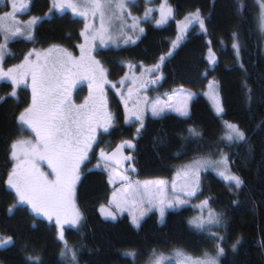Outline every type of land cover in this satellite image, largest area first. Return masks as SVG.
Masks as SVG:
<instances>
[{"label":"trees","instance_id":"16d2710c","mask_svg":"<svg viewBox=\"0 0 264 264\" xmlns=\"http://www.w3.org/2000/svg\"><path fill=\"white\" fill-rule=\"evenodd\" d=\"M168 1L173 17L165 24L145 23L144 31L133 40L100 47L95 53L110 76L126 71V67L121 66L124 63L156 65L161 56L165 57L160 70L148 76L162 78L155 86L150 83L145 89L148 96L178 86L193 91L188 115L147 113L139 134L135 123L118 118L109 137L114 141H133L132 161L137 173L129 172L132 178H168L180 161L224 151L233 173L245 183L237 190L234 182L207 170L201 174L199 190L190 204L168 210L161 223L157 213L151 212L136 228L125 214L118 216L115 222L103 220L98 208L108 202V172L84 164L76 186L84 220L77 229L67 228L65 237L68 244L72 242L71 246L78 249V264H130L129 252L136 253L134 264H141L142 256L150 250L158 252L173 246L200 256L204 251L215 252L217 241L209 238L208 233H214L211 229H195L189 220L195 213L193 204L208 199V206L221 214V224L215 227L224 237L220 241L225 249L220 264H264V32L258 19V0ZM50 5L51 0H29L28 12L41 15ZM5 7V4L0 5V10ZM68 10L43 18L31 39L11 41L3 66L18 62L26 52L49 45H62L76 53V48L82 44L83 23ZM191 10H199L204 16L206 30L197 31L193 25L172 47L177 39V21ZM233 33L238 34L241 45L239 56L233 48ZM209 48L216 52L212 63L207 58ZM211 80L216 81L219 89L223 113H215L208 98L201 94ZM245 82L251 89L250 99ZM26 89L17 86L13 97L11 83L0 82V97L5 98L0 101V238H12L0 245V264H68L70 257L60 256L64 245L53 223L36 217L18 203L16 194L6 184L13 164L11 143L30 137L26 126L21 131L18 121L28 101ZM225 122L240 127L246 134V142L229 143L225 139L228 131ZM190 127L202 135L190 136ZM237 240L240 243L233 250L232 245ZM28 256H38L39 261H30Z\"/></svg>","mask_w":264,"mask_h":264},{"label":"snow or ice","instance_id":"6c2138e0","mask_svg":"<svg viewBox=\"0 0 264 264\" xmlns=\"http://www.w3.org/2000/svg\"><path fill=\"white\" fill-rule=\"evenodd\" d=\"M131 0H53V7L63 10L69 8L74 14L83 17L85 20L84 31L81 35L85 38V43L79 45L80 56L75 57L66 48L53 45L44 52H38L33 49L27 55L21 64L10 67L7 70L3 67L4 57L7 54V43L15 36L27 35L31 38V28L41 20V17H32L26 22L17 20V13L28 8L25 0H10V11L0 14V33L4 34V43H0V80H10L13 85L11 96H16L15 88L25 82L26 77L31 76L32 101L18 117L23 126H27L34 134V139H17L10 145L11 160L14 161L13 167L8 174L6 184L9 188L15 190L18 201L27 202L37 213H43L48 219L55 217L58 228V239L63 243L60 256L64 259L70 257V264H78V249L70 246L65 239L64 225H81L84 220L83 213L76 204L75 186L80 178V167L88 159L89 151L93 143L97 142V128L103 127L105 131L108 126L114 123L115 117L107 110V99L104 95V84L112 83L107 79V71L100 65V62L91 56V46L89 41H95L97 38L101 43L107 40H113L110 29L114 21L125 20V13L131 16L128 10V4ZM260 13V29L264 32V0H258ZM51 11V9L49 10ZM151 9H146L144 16L148 17ZM160 18L156 21L157 25L164 24L173 16V9L165 4L161 5ZM99 18V27L89 22L90 19ZM139 17H132L133 28L138 26ZM193 21L197 22L201 29H205V21L201 17L199 10L189 13L182 25V30H186ZM206 30V29H205ZM140 32L144 29L140 28ZM89 33L91 35L89 36ZM122 35V34H121ZM233 48L239 56L241 45L238 41V34L233 33ZM127 43L132 39L130 36H122ZM182 39L177 36L173 42V47ZM211 52V49L209 50ZM36 59L32 60L31 57ZM171 55V53H169ZM165 57H160V63H163ZM209 61L214 62L215 56L210 55ZM160 63H157L153 69H147L152 73L160 70ZM242 66V65H241ZM132 67V65H129ZM78 77L87 78L89 84V96L85 98L82 104H75L71 100V89L75 86ZM127 78V77H125ZM161 76L155 79L144 80L141 76V87L149 83H156ZM135 83V79L133 81ZM119 83L123 84L124 79ZM213 82L209 83L212 87ZM115 87V84H112ZM248 88L247 82L244 85ZM249 99L251 98V89L248 88ZM132 90H129V98ZM192 94H189V98ZM0 97V101L4 100ZM123 99V97H122ZM165 107L171 105H161L159 101L152 105V115L160 116ZM126 117L130 120L135 117L140 122V127L136 129L137 134L144 127L143 113L139 107L132 110L127 108L125 100ZM181 116H187V107L176 108ZM224 109L217 103V112L223 113ZM228 129L225 139L229 142H246L245 132L236 124L225 122ZM188 133L192 137L202 135L195 128H189ZM127 145L133 147L131 141H124L118 145L111 154L100 149V158L104 161L105 167L115 165L119 167L122 160L130 161L133 158L121 156V149ZM45 161L51 169V174L44 172L40 165ZM100 167V164H97ZM207 167H213L217 170L224 180L234 182L239 190L244 185V180L229 168V157L221 153L218 160L210 158H197L192 163L183 165L176 172V179L172 181V198L165 194L167 182L165 180L132 182L123 172L117 171L116 176L125 183L126 187L113 193V199L110 204H114L119 212L125 210L124 206L140 208L139 214L130 213L132 224L139 228L141 221L146 214L154 208L158 209L160 218L163 220L165 211L170 208H176L185 203L175 193H184L188 197L196 195L200 184V170ZM134 171V169H132ZM180 181L179 187L176 181ZM110 182L111 179H110ZM123 192L124 198L118 195ZM208 207V199L201 202V214L189 220V223L195 229L205 230L209 225H220L221 214L216 213L210 207L207 216L203 214V209ZM12 209L10 208L9 211ZM101 212L112 219L116 218V213L101 206ZM209 238L215 239V254L204 251L202 256L193 257L183 250H176L175 255L180 257V264H219V257L224 254L225 249L220 241L224 237L218 233H208ZM12 240L11 237L0 238V245L6 244ZM239 240L232 245L235 250ZM128 255L135 256V252H129ZM28 260L39 261V257L28 256ZM168 259L163 253L157 254L152 250L151 258L148 264H165Z\"/></svg>","mask_w":264,"mask_h":264},{"label":"rangeland","instance_id":"374dc122","mask_svg":"<svg viewBox=\"0 0 264 264\" xmlns=\"http://www.w3.org/2000/svg\"><path fill=\"white\" fill-rule=\"evenodd\" d=\"M25 2L28 4V8H29V0H25ZM165 2H166L167 6H170L172 8V6H171V4L169 3L168 0H131V2L128 4V10L131 12V16H128L127 12H126L125 13V20L123 22L114 21L113 24H112V27L110 29V34L114 37L115 42H113V40H107L105 43H101L98 38L95 41H91L90 40L89 43H90V46H91V52H90L91 56L93 55V56L97 57L94 51L96 49L100 48V47H106V46H111V45L112 46H118V45L125 44L124 39L122 38V36H130V37H132L131 40H133L137 35H139V33H141L139 31V29L140 28H144L145 23L151 22L152 24L157 25L156 21L160 18L161 5L165 4ZM3 4H5L6 7H5V9L0 10V14H2L5 11H10L11 10L10 9V0H0V5H3ZM239 4H240V2H239ZM28 8H26L23 11L17 13V20H19L21 22H26V21L30 20L32 17H41V20H42L43 18H49V17L55 15L54 14L55 12H61V11L65 10V9H69V8H64L63 10H61V9L53 7V0H51V5L48 8V10L44 14H41V15H34V14L29 13L28 12ZM50 9H51V11H49ZM146 9H151V12L149 13L148 17L144 16V13H145ZM68 11H70V13H71V15L73 17L81 18L82 23H83V31H84V25H85L84 18L80 17L77 14H74L71 11V9H69ZM194 12H196V10L188 11L187 13H185L177 21V36H181L182 39L187 35L188 31L191 29V26H193V25H196L197 31H203L204 30V29H201L199 24L197 22H195V21H193L191 24H189L186 30H182V25L185 22V18L189 15V13H194ZM200 15L205 21L204 16L202 14H200ZM132 17H139L140 18L139 21H138V26L136 28L132 27V25H133ZM172 17H170V18H172ZM40 21H38L37 24ZM89 22L94 23L95 27H97V28L99 27V18L98 17H96L95 19H90ZM36 25H34L31 28V30H30L31 31V38H32V35H33V32L35 30ZM161 25H163V24H160V25H157V26H161ZM90 35H91V33H89V36ZM177 36H176V38H177ZM18 38H24V39H27V40L31 39V38L28 37L27 31H25L24 35H18V36L12 37L7 43V52H8V48H9V43L11 41L15 40V39H18ZM182 39H180V40H182ZM131 40H129V41H131ZM0 43H4V34L3 33H0ZM84 43H85V38H84V36H82V44H84ZM52 46L53 45H49L48 47L41 48V49H35V50L38 51V52H44L45 50H47L48 48H50ZM59 47H62V46H59ZM210 49L211 48H209V50ZM209 50L207 52V58L208 59H209L210 55L214 54V53H212V49H211V52ZM28 53L29 52H26V55ZM96 59L101 63V61L99 60L98 57ZM23 60H24V58L20 59L18 62L13 63V64H11V65H9L7 67L6 66H3V67H4L5 70H7L10 67H14L16 65L21 64L23 62ZM129 65H132V64H127L126 65V73H125L124 77H122V78H120L119 75L109 76L107 74L108 81L112 82V83H109V84H105L104 92H107V97L110 96L112 91H113L114 94H116V92L119 93V91H120V96L123 97V99L130 100L132 102V104L134 105V108L135 107H139V109L142 111V113H143V122H144V119H145L147 113L149 115H152V111H151L152 105L156 104L158 101H159V103L161 105H171V107H165L164 112H162L160 115H162V114H164L166 112H173V113L179 114L176 111V108H181V107H185V106L187 107V111L189 110V102H190L191 98L194 96L193 91H191V90H189V89H187V88H185L183 86H178V87L172 88L169 91H163V92H160V93H156L154 96L153 95L152 96H148V91L145 88L140 86L141 83H142V80L140 78H141V76L143 74V79L144 80H149L148 76L150 75V73L147 72V69H153L155 65L154 64H138V65L133 64L132 67H129ZM125 77H127V78H125ZM121 79H124V82L126 80L130 81L128 83V88H132V87L136 88L134 90V92L136 93L134 97L128 98L129 90H125V91L123 90V85H125V83H123V84L119 83V81H121ZM134 79H135V83L133 82ZM1 81H5V82H10L11 83L10 80H6V79L5 80H0V82ZM210 82H213V80H211ZM209 83L207 84L206 88L201 91V94H203L204 96H206L208 98L209 102L211 103V105L213 106V108L215 110V113H218L217 112V103H219V105H220V99H221L220 93H219V89H218V87L216 88V85L214 84V82L212 84V87H209ZM112 84H115V87H113ZM11 85H12V83H11ZM12 88H13V85H12ZM189 94H192L190 96V98H189ZM77 103H80V100ZM135 104H138V105H135ZM24 110H22V112ZM136 125H137V127L140 126V122L137 121ZM226 134H227V132H226ZM20 139H29V138H27V136H25V137H21ZM221 153L226 154L224 151H219L217 153H212L211 152V153H208V154L196 155V156L191 157L189 159L180 161L179 163H177L175 165L174 171L172 172V175L170 177H168V178L167 177H161V176H155V177L139 178L137 181H140L141 183H143L145 181L165 180L167 182V188L165 190V194H166V196L168 198H172L173 195H174V193L172 191V181L174 179H176V172L183 165L190 164V163L193 162V160H195L197 158H201V157L210 158L211 160L215 161V160H218L220 158ZM12 162L14 164V161H12ZM13 164H12V167H13ZM99 164L104 168V170H106L108 172L107 182H108V185H109V188H110V192H109V197H108V202L107 203L119 214V216L125 214L127 216L128 220H129V222L132 224L130 213L139 214V211H140L139 207L132 208L130 205L129 206H124L125 210L123 212H119V210L115 207L114 204H110V201H112V199H113V193L114 192H118V190H122V189H124L126 187L125 183H123L115 174L117 171L123 172L122 169L120 168L121 166L116 167L115 165H109L108 167H105L104 161L102 159L100 160ZM90 168H98V167L96 165H91ZM229 168L231 169L230 162H229ZM207 170H211L217 176L221 177L220 175H218L217 170L215 168H213V167H207L205 169H201L200 170V177H201V174L203 172L207 171ZM49 171H51V169ZM231 171H232V169H231ZM44 172L47 173V170H45ZM232 173H233V171H232ZM123 174L127 175L132 182H135L133 179H131L130 174H128L126 172H123ZM110 179H111L112 182H110ZM176 183H177V186L179 187L180 181L177 180ZM199 187H200V184H199ZM12 190L15 193V190L14 189H12ZM118 195L121 197V199L124 198V193L123 192L118 193ZM175 195H179L180 199L185 200L184 204H182V205H180L179 207H176V208L184 207L187 204H190L191 199L193 198V196L192 197H188L184 193H180V192L175 193ZM16 199H17L18 203H20L22 205H25L29 209V211L32 214H34L36 217L43 218L47 222L53 223V225H54V227L56 229V235L58 234V228H57V225H56L55 217H53L50 220L43 213H37L36 211H34L32 209V207H31V205H29L27 202L21 203V202L18 201L17 197H16ZM75 199H76V204H77L78 208L80 209V206H79L77 198H76V189H75ZM204 200H200L199 202L193 204V207L195 208V213L191 217V219L193 217H196V216L201 214V211H202L201 202L204 201ZM208 208H209V206L205 207L203 209V214L205 216H207ZM80 211H81V209H80ZM151 212H156L157 213L158 222L161 223V222H163V220L165 218L167 210L165 211V215H164L163 220H161V218H160V213H159L158 209L154 208L152 211L148 212L146 215H148ZM79 226L80 225L73 226L71 224L64 225V234H65V231H66L67 228L77 229ZM216 226H219V225H209V226H207L206 229H211L214 233H218L219 234V232L215 229ZM57 237H58V235H57ZM65 239L67 241H69L67 236L65 237ZM71 243L69 244L70 246H71ZM2 245H5V244H2ZM178 249L179 250H183L182 248H180L178 246H173L171 248H166L164 250L158 251L157 254L163 253L166 257H168V259L165 261V264H172V263L180 264L181 258L177 257L175 255V251L178 250ZM152 250H150L147 254L142 256L141 264H148V262H149V260L151 258ZM183 251L185 253L193 256V257L202 256V255L195 256V255H192V254L186 252L185 250H183ZM210 253L213 254V255L215 254V252H210ZM129 257L132 260L131 261L129 259L130 260V264H134L136 259H137L136 258L137 256L136 255L135 256H131L130 255ZM219 259H220V257H219ZM68 264H70V261L68 262ZM219 264H220V262H219Z\"/></svg>","mask_w":264,"mask_h":264},{"label":"flooded vegetation","instance_id":"af4514ba","mask_svg":"<svg viewBox=\"0 0 264 264\" xmlns=\"http://www.w3.org/2000/svg\"><path fill=\"white\" fill-rule=\"evenodd\" d=\"M59 46H62V45H59ZM62 47L66 48L64 46H62ZM66 49L68 51H70L75 57L80 56L79 47L76 48L77 49L76 53H74L73 49H71V50H70V48H66ZM92 57H94L95 59L97 58L93 55H92ZM31 59L35 60L36 57L33 55V57H31ZM125 64H130V63H124V65H121L122 68L126 67ZM100 65L103 66L101 63H100ZM103 68L107 71V69L104 66H103ZM125 73H126V71L123 70L121 73H118L117 75H119L120 78H122V77H124ZM107 74L109 75L108 71H107ZM149 79H150V77H149ZM31 83H32L31 76L29 75L28 77H26L25 82L22 83V85L20 84L21 86H23V88L24 87L27 88L26 90H28V94H29L28 95V101H27V103H25L22 110L28 108L31 105V101H32ZM124 83H125V85H123V90L125 91V90L131 89L132 90L131 97H134L136 94L134 92V90L136 88H134V87L128 88V82L125 81ZM89 84H90V82L87 78H83V77L77 78L75 86L71 89V100L75 104H77V105L82 104L85 101V98L89 96ZM155 85H156L155 83L154 84L151 83V86H155ZM147 86H148V84L144 88H146ZM104 90H105V85H104ZM104 95L107 99V110L113 114V116L115 117V120H114V123L112 125L108 126L107 131H105L103 127L97 128V131H96L97 142L93 143V147L89 151V154H88V159L81 165V167L84 164H89V166H91V165L97 166V164L101 160L100 155H99L101 148H103L106 153L111 154L114 150H116L117 146L121 145L124 141H131L128 139H121V140L114 141L109 137V135L111 134L112 128H114L115 122L118 121V118H121L122 121L133 122L136 124L137 120L135 119V117H132L130 120H127V121L125 120V117L127 115L126 110H125V100L127 101V108L129 110L134 109V105L128 99H122V97L120 96V91H119V93L116 92V94H114L112 91V93L110 94L109 97H107V92H104ZM128 98H129V93H128ZM109 99H111L112 101H109ZM79 100H80V103H77ZM112 102L115 103L116 106ZM135 105H137V104H135ZM136 127H137V125H136ZM139 127L140 126H138L137 128H139ZM26 129L29 130V133H30L29 139H34L35 134L30 129H28L27 126H26ZM131 143L133 145V141H131ZM132 149H133V147H128L127 145H124V147L121 149L120 155L121 156H129L130 155L133 158ZM132 160H130V161L122 160L120 166L123 167L124 169H131L134 166V163ZM131 164H133L132 167H131ZM39 166L41 167V169L43 171L47 170V173L51 174V171H49L50 168L48 167V165L45 161H41ZM98 168H101V165ZM129 172H131V171H129ZM76 186H77V182H76ZM76 186H75V189H76Z\"/></svg>","mask_w":264,"mask_h":264},{"label":"water","instance_id":"95a60500","mask_svg":"<svg viewBox=\"0 0 264 264\" xmlns=\"http://www.w3.org/2000/svg\"><path fill=\"white\" fill-rule=\"evenodd\" d=\"M133 166V164H131V167ZM132 169H134V171H133V173L134 174H136L137 173V169L136 168H132ZM102 206H104L106 209H109V210H111V211H113L110 207H108L107 205H102ZM174 208H170V209H167V210H173ZM98 210H99V213H100V215H101V217L103 218V220H109V221H112V222H115L116 221V218L115 219H112L111 217H107V216H105L104 214H102V212H101V206L98 208ZM114 212V211H113Z\"/></svg>","mask_w":264,"mask_h":264},{"label":"crops","instance_id":"0c3cea01","mask_svg":"<svg viewBox=\"0 0 264 264\" xmlns=\"http://www.w3.org/2000/svg\"><path fill=\"white\" fill-rule=\"evenodd\" d=\"M220 106H221V103H220Z\"/></svg>","mask_w":264,"mask_h":264}]
</instances>
